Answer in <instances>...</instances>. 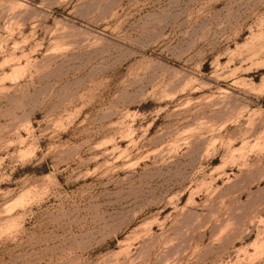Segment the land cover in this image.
I'll use <instances>...</instances> for the list:
<instances>
[{"label": "rangeland", "instance_id": "374dc122", "mask_svg": "<svg viewBox=\"0 0 264 264\" xmlns=\"http://www.w3.org/2000/svg\"><path fill=\"white\" fill-rule=\"evenodd\" d=\"M0 264H264V0H0Z\"/></svg>", "mask_w": 264, "mask_h": 264}]
</instances>
